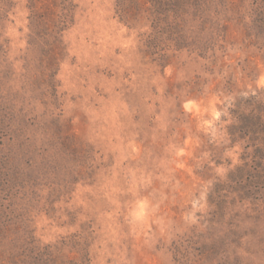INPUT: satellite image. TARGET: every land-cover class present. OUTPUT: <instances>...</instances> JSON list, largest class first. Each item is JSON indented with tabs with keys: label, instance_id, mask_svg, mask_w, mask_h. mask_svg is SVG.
<instances>
[{
	"label": "rangeland",
	"instance_id": "rangeland-1",
	"mask_svg": "<svg viewBox=\"0 0 264 264\" xmlns=\"http://www.w3.org/2000/svg\"><path fill=\"white\" fill-rule=\"evenodd\" d=\"M254 101L264 0H0V264H264Z\"/></svg>",
	"mask_w": 264,
	"mask_h": 264
},
{
	"label": "trees",
	"instance_id": "trees-1",
	"mask_svg": "<svg viewBox=\"0 0 264 264\" xmlns=\"http://www.w3.org/2000/svg\"><path fill=\"white\" fill-rule=\"evenodd\" d=\"M235 118L239 121L240 138L245 141L244 149H252L249 167L253 170L263 169L264 103L254 101L253 109H250L247 114L243 112L236 114Z\"/></svg>",
	"mask_w": 264,
	"mask_h": 264
}]
</instances>
